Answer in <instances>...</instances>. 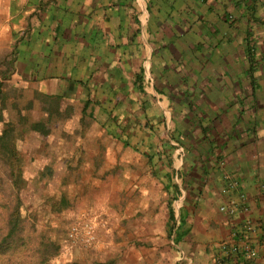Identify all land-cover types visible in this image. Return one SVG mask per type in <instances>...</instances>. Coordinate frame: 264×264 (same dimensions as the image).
Instances as JSON below:
<instances>
[{"label":"rangeland","instance_id":"obj_1","mask_svg":"<svg viewBox=\"0 0 264 264\" xmlns=\"http://www.w3.org/2000/svg\"><path fill=\"white\" fill-rule=\"evenodd\" d=\"M233 3L226 30L212 27L218 34L198 27L165 34L160 26L162 33L147 36L160 47L157 62L138 71L147 110L139 120L134 113L126 121L111 101L89 112L73 84L47 114L32 88L8 84L3 118L14 126L16 160L0 157V264H188L167 230L172 198L164 181L158 185L159 171H174L177 158L179 185L197 189V173L208 178L209 165V175L214 167L222 175L228 156L264 160V0H252L251 9L250 0ZM10 59L0 54V77ZM37 122L48 135L31 130ZM11 214L20 222L13 241Z\"/></svg>","mask_w":264,"mask_h":264},{"label":"crops","instance_id":"obj_2","mask_svg":"<svg viewBox=\"0 0 264 264\" xmlns=\"http://www.w3.org/2000/svg\"><path fill=\"white\" fill-rule=\"evenodd\" d=\"M232 1L245 0H0V54L10 53L12 64L10 78L3 82L13 88L26 84L32 88L31 98L35 93L60 98L70 93L73 84L75 96L87 104L89 112L99 102L111 101L116 112L121 109L126 114V121L135 114L139 120L147 110L145 102L138 100V93L144 91L138 71L157 62L160 47L154 38L147 43V36L162 33L160 26L165 34L180 28L196 33V27L198 32L218 34L220 30L212 27L221 24L226 30V5ZM176 18L179 21L171 20ZM230 157L225 158V170L230 173L221 175L214 167L209 175L208 165L203 171L208 178L197 173L195 181L201 184L197 189L191 182L184 190L179 185L183 173L177 158L174 171H159L158 185L164 181L162 186L172 198L167 210L173 221L168 223L167 214V230L188 264H220L227 247L235 243L231 223L245 221L262 226L254 264H264V160ZM220 175L241 181L245 201L222 192ZM231 205L235 206L233 218L219 212L220 207Z\"/></svg>","mask_w":264,"mask_h":264},{"label":"trees","instance_id":"obj_3","mask_svg":"<svg viewBox=\"0 0 264 264\" xmlns=\"http://www.w3.org/2000/svg\"><path fill=\"white\" fill-rule=\"evenodd\" d=\"M247 44V59L249 62V68H250V74L253 73L254 68V51L253 48L250 47V45ZM12 72V64L8 63L7 71L1 73L2 82H0V123L3 124L4 128L0 135V157L2 160L7 161L8 159L16 160L15 159V146H14V126L11 122H4L3 118V111L6 109L8 101L10 100V88L7 84H5L3 81H6L8 78H10ZM36 97L41 101L42 103V110L48 114V111L50 112V104L54 105L55 110H57L58 107V100L59 97H51L47 95H42L39 93H35ZM14 104V103H13ZM11 105L14 107V105ZM31 130L34 132H37L41 135H48L49 130L45 128V126L42 123H34L31 125ZM11 180L14 183L15 182V173L11 172ZM168 223L173 221L172 213L169 210L168 211ZM8 234L7 237L9 239L14 240L13 238L17 236V234L20 231V222L19 220L14 217L12 214L9 216L8 224ZM54 252L58 250V247H54ZM71 264H77V263H71ZM94 264H108V263H102V262H96ZM179 264V263H178ZM183 264V263H180Z\"/></svg>","mask_w":264,"mask_h":264},{"label":"built area","instance_id":"obj_4","mask_svg":"<svg viewBox=\"0 0 264 264\" xmlns=\"http://www.w3.org/2000/svg\"><path fill=\"white\" fill-rule=\"evenodd\" d=\"M222 188V192L236 194L240 200L245 201L242 183L238 178L224 175L222 177ZM231 206H222L219 208V212L229 218H233L235 206L232 208ZM231 225H233L231 234L235 243L227 247L226 257L221 260L220 264H254L258 257L256 245L259 244L262 237V226L259 223L256 224L250 221H245L241 224L231 223ZM74 232H77L76 228H74ZM252 236L258 237V240L254 241V239H251ZM92 239V232L89 230L88 242L92 241Z\"/></svg>","mask_w":264,"mask_h":264}]
</instances>
